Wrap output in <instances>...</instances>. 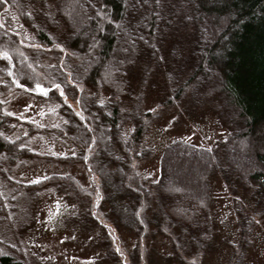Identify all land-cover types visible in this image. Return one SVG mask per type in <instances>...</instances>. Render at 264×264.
I'll use <instances>...</instances> for the list:
<instances>
[{
  "label": "trees",
  "instance_id": "trees-1",
  "mask_svg": "<svg viewBox=\"0 0 264 264\" xmlns=\"http://www.w3.org/2000/svg\"><path fill=\"white\" fill-rule=\"evenodd\" d=\"M46 2L0 0V179L12 183L10 175L23 157L37 155L23 146L32 133L55 131L72 142L77 153L49 158L81 161L92 189L67 174L49 175L38 183L17 182L8 193L0 183V225L13 224L19 192L54 184L72 188L79 200L89 196L87 225L101 229V249L114 264L146 263L135 262L123 250L111 227L122 225L133 232L141 254L149 222L170 240L179 264H203L212 241L209 178L218 171L228 184L252 188L255 212L242 220L241 241L225 263L235 264L249 230L264 216V0ZM41 4L49 6L47 12H38ZM11 9L35 39H27L13 26L6 16ZM176 25L186 39L169 50L171 61L183 57L164 71L168 96L140 116L135 108L121 114L119 102L132 94L129 70L141 66L145 78L147 64L160 55ZM47 52H54L55 63L41 62ZM181 76L185 79L174 90ZM196 79L211 90L206 96L212 95L229 113L226 121L216 106L220 119L232 127L222 143V156L187 140H172L162 150L159 177L152 184L137 173L138 162L150 153L141 146L143 134L159 111L179 100ZM37 83L46 95L35 90ZM86 87L93 91L87 101ZM102 88L109 90V100H98ZM11 92L59 100L68 121L39 125L4 112V98ZM129 120L133 128L125 138L121 125ZM19 123L27 124L28 131L10 139L8 134ZM106 201L113 219L104 210ZM0 264H31L22 242L0 251Z\"/></svg>",
  "mask_w": 264,
  "mask_h": 264
},
{
  "label": "rangeland",
  "instance_id": "rangeland-1",
  "mask_svg": "<svg viewBox=\"0 0 264 264\" xmlns=\"http://www.w3.org/2000/svg\"><path fill=\"white\" fill-rule=\"evenodd\" d=\"M46 1L49 6L54 2ZM49 6L44 7L42 4L37 6V9L40 8L38 12H47ZM6 16L27 39H35L34 32L21 21L15 9H11ZM176 27L177 25L169 31L168 38H163L160 55L147 64L150 68L145 78L141 77V66L129 70L132 94L123 97L119 102L121 114H130L135 108L136 114L140 116L168 96L163 84L164 71L172 69L183 57L181 56L177 62L171 61L169 50L178 48L186 39L185 32ZM188 27L193 30L191 25ZM188 27L186 29H189ZM40 59L46 64H53L56 60L54 52L42 54ZM184 79L185 77L181 76L172 88L175 90ZM206 91L211 90L200 86L198 79L194 80L179 100L159 111L149 123L143 134L141 146L149 149L150 153L137 165V173L141 178L149 177L152 184L158 180L162 150L175 139L211 148L217 156H222V143L232 128L225 122L230 116L227 109L219 105L212 95L206 96ZM92 95V89L86 87L84 99L87 101ZM194 96H197V100L193 99ZM109 99V90L102 88L98 100ZM4 101V112L39 125L62 124L68 121L57 99L31 93L11 92ZM216 106L219 107L224 121L220 119L218 114L220 111ZM28 128L27 124L19 123L8 137L14 139L26 133ZM132 128V120L123 121L121 129L125 138L129 137ZM23 146L37 155L23 157L22 162L10 175L12 183L0 179L1 185L7 186V193L17 182L31 183L55 174L71 175L84 188L92 189L90 177L81 161L68 162L49 158L77 153L76 146L58 132H34ZM209 187L212 241L202 263L225 264L234 254L235 246L241 241L242 220L255 212L252 188H244L238 182L228 184L218 171H214L209 178ZM16 198L13 224L0 225L1 252H8L20 241L31 264H114L112 260L105 258L101 249L99 243L103 235L101 229L87 225L85 211L90 207L88 195L79 200L72 188L58 189L56 185L49 184L34 192H19ZM104 210L112 219L115 217L110 212L107 201L104 203ZM151 212V210L147 212L150 218ZM111 228L119 236L123 250H127L135 262L179 264L170 240L159 233L152 222H149L143 240L144 252L141 254L137 253L138 238L133 232L122 225ZM235 264H264V216L257 219L249 230L246 243Z\"/></svg>",
  "mask_w": 264,
  "mask_h": 264
},
{
  "label": "snow or ice",
  "instance_id": "snow-or-ice-1",
  "mask_svg": "<svg viewBox=\"0 0 264 264\" xmlns=\"http://www.w3.org/2000/svg\"><path fill=\"white\" fill-rule=\"evenodd\" d=\"M53 87L59 88V85H55L54 84ZM35 90L41 92L42 94H45V95L47 94V90L45 88H43V86L40 85L39 83L36 84ZM61 95H64V93L61 92ZM34 182L38 183L39 181L37 180V181H34Z\"/></svg>",
  "mask_w": 264,
  "mask_h": 264
}]
</instances>
